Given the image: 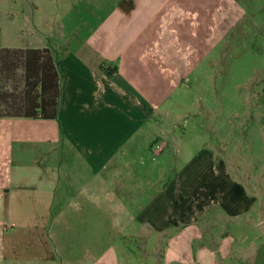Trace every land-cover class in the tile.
I'll use <instances>...</instances> for the list:
<instances>
[{"label": "crops", "instance_id": "crops-1", "mask_svg": "<svg viewBox=\"0 0 264 264\" xmlns=\"http://www.w3.org/2000/svg\"><path fill=\"white\" fill-rule=\"evenodd\" d=\"M258 21L264 0H0V56L47 48L60 74L56 119L0 117V264H206V224L228 220L237 239L218 245L264 262V164L190 155L192 129L171 123ZM253 86L241 116L264 149ZM248 127L229 135L243 143Z\"/></svg>", "mask_w": 264, "mask_h": 264}, {"label": "rangeland", "instance_id": "rangeland-1", "mask_svg": "<svg viewBox=\"0 0 264 264\" xmlns=\"http://www.w3.org/2000/svg\"><path fill=\"white\" fill-rule=\"evenodd\" d=\"M259 15L261 19L262 14ZM257 23L263 25L262 30L248 27L237 43H234V38L226 40L223 46L226 54L219 69L222 74L217 85L212 84L206 73V79H193L191 86L186 88L184 103L189 110L193 111L192 116L187 120L175 118L171 120V123L178 129L183 126L192 129L188 142L190 155L203 148L208 150L212 147L217 154L227 156V167L232 172L235 164L240 161L244 164L249 161L248 166L254 159L264 164V149L260 143H256L261 140L259 131L257 132L259 126L256 118L247 119L241 116L248 110L251 113L256 110L258 103L252 102L251 95L255 91L253 85L257 81L261 86V93H264V23L259 21ZM207 70L206 67V72ZM246 98L248 100H245ZM208 111L219 114L208 116ZM177 112H182V109H177ZM234 112L239 114V118L235 121L231 119V121L230 114ZM160 121L163 124L168 123V119L160 118ZM197 126L205 129L202 135L197 132ZM241 126H249L248 134H244L246 140L243 143L234 140L235 134L232 137L229 135ZM205 143L206 147H204ZM260 173H264V166L260 167ZM202 221L203 224L206 223V218ZM231 228L229 220L226 225L222 221L206 224V264H264V262L252 260L254 253L250 246L245 245V242L240 245L237 242L229 244L230 241H227L222 246L218 245V241L222 240L226 234L236 238L233 233L234 228L233 230ZM195 248H192L194 254L197 250ZM239 256L241 258H236ZM227 257L229 258L223 262L222 260Z\"/></svg>", "mask_w": 264, "mask_h": 264}, {"label": "trees", "instance_id": "trees-1", "mask_svg": "<svg viewBox=\"0 0 264 264\" xmlns=\"http://www.w3.org/2000/svg\"><path fill=\"white\" fill-rule=\"evenodd\" d=\"M0 58V117H58L60 74L47 48L7 50Z\"/></svg>", "mask_w": 264, "mask_h": 264}, {"label": "built area", "instance_id": "built-area-1", "mask_svg": "<svg viewBox=\"0 0 264 264\" xmlns=\"http://www.w3.org/2000/svg\"><path fill=\"white\" fill-rule=\"evenodd\" d=\"M157 148L161 149V146H158Z\"/></svg>", "mask_w": 264, "mask_h": 264}]
</instances>
